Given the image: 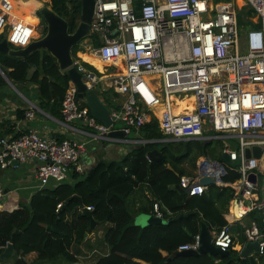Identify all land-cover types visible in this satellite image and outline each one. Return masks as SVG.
<instances>
[{"label": "built area", "instance_id": "1", "mask_svg": "<svg viewBox=\"0 0 264 264\" xmlns=\"http://www.w3.org/2000/svg\"><path fill=\"white\" fill-rule=\"evenodd\" d=\"M0 2L9 14L13 1ZM242 2L253 10L254 21L259 25L246 33L244 46L234 1L95 0L91 21V41L94 36L100 40L91 54L109 72L120 63L124 65L113 83L126 100L121 108L110 112L113 124L121 122L129 135L155 119L166 141L237 140V149L225 141L224 150L231 161L240 162L242 173L241 179L231 184L237 190L234 218L219 232L212 233L213 243L223 250H230L235 242L232 227L236 223L255 208L264 211V190L249 180L250 174L260 169L261 160L264 164V149L260 159L245 157L246 146L264 145V0ZM4 20L0 16V24ZM74 65L90 88L102 79L77 57ZM177 99L187 101L186 107L193 108L177 112ZM61 112L68 125L79 122L87 126L90 130L85 132L93 139L148 142L142 138L113 137V124L109 127L92 115L72 81ZM86 150V141L45 138L31 129L19 136L0 137V167L7 168L15 161H37L36 175L43 190L51 183L68 181L73 172L83 174L81 157ZM226 171L224 162L202 156L197 171L184 175L181 185L189 189V195H202L208 186L200 184V179L209 175L215 185L225 186ZM3 194L0 183V200ZM244 200H249L250 205ZM152 215L163 216L158 202L154 203ZM244 234L245 244L262 239L260 249L253 254L264 257V230L252 222L245 226ZM200 247L198 234L194 242L181 245L179 251H199Z\"/></svg>", "mask_w": 264, "mask_h": 264}, {"label": "trees", "instance_id": "2", "mask_svg": "<svg viewBox=\"0 0 264 264\" xmlns=\"http://www.w3.org/2000/svg\"><path fill=\"white\" fill-rule=\"evenodd\" d=\"M51 5L68 20L69 31L74 32L81 16V0H51ZM94 39L95 46L100 45L99 37ZM79 50V45L73 47L74 57L101 76L103 62L92 54H79ZM8 80L18 87L37 84L41 98L60 111L71 81L67 71H62L56 58L45 49L27 57L0 52V86L7 85ZM19 117L25 118L24 112ZM138 136L148 142L135 145L121 159L100 161L87 173L73 172L70 180L51 183L33 196L30 205L14 210L0 207V255L13 243L17 255L13 264H75L80 259L74 246L84 242L94 219L98 226L106 222L112 226L104 236L110 252L97 256L93 264H264L263 256H243V246L239 247L236 240L226 255L179 253L181 245L195 241L203 224L211 233L219 232L234 218L237 190L231 184L241 179L242 173L238 160L230 163L223 160V152L217 148L218 144H225L222 139L166 141L155 119L146 123ZM154 149L161 151L163 160L149 157ZM202 156L225 163L227 171L223 179L227 185L213 184L202 195H189L181 185V178L192 175L186 164L196 168ZM256 173L264 176L262 169ZM263 184L259 183L261 190ZM156 202L160 204L164 222L137 224V215H152ZM59 204L62 207L58 208ZM88 206L93 207L92 216L83 212V207ZM189 212L194 214L186 217ZM244 219L246 226L255 222L264 230L263 210L255 208ZM242 234L241 242L245 243L244 230Z\"/></svg>", "mask_w": 264, "mask_h": 264}, {"label": "crops", "instance_id": "3", "mask_svg": "<svg viewBox=\"0 0 264 264\" xmlns=\"http://www.w3.org/2000/svg\"><path fill=\"white\" fill-rule=\"evenodd\" d=\"M12 1H16L18 4L16 6L18 8L17 15L13 14L12 11L9 14L5 13L0 2V16L5 19L4 23L0 24V36H5V34H7L8 42L13 46L12 48L19 49L26 47L31 41L42 37L46 32L47 25L43 18L38 15V10H36V8H29L30 11L24 12V8L30 6V3L25 2L26 0ZM49 1L51 2V0ZM32 17H34L35 20ZM122 70H124V65L121 63L117 68H110V72L103 68V73L100 76L102 79L91 88V90L99 95L110 112L121 108L126 100L125 95L116 91L113 83L117 71ZM34 71L35 69L33 68L31 74ZM99 91H103V93L107 92L109 94L108 97L104 94L102 95ZM108 98H110V100H108ZM111 100L113 101V105L110 104L112 102ZM179 100L180 101H177L178 105L176 110L179 105H183L184 102L187 103L185 100ZM82 101L88 106L85 99H82ZM191 107L193 108V106ZM20 112H24L25 118L19 117ZM156 112L158 111L156 110ZM29 113H33V116H28ZM71 126H73V128ZM31 129L36 130L45 138L59 141L65 139L86 141L87 150L81 157L84 173L91 171L100 161L121 159L134 148V145H137L133 142H118L116 140L106 142L100 139H93L85 132L90 129L84 124L78 122L68 125L62 117V112L59 109H52L50 104H47V102L41 98L40 88L37 84L28 83L22 87H18L14 84L11 85L8 81L7 85L0 86V137L19 135ZM112 131H124L123 124L121 122H115ZM112 136L115 138H139L137 132H131L126 136ZM229 144L234 146L232 149H237V140L230 139ZM37 165V161H28L19 163L18 165H11L7 168L0 167V183H2L3 186V196L5 195V190H8V198L3 205H0L1 208L14 210L21 205H30L33 196L41 191L40 181L36 175ZM260 166V169H264L262 160L260 161ZM259 182L260 177L258 176V184ZM244 202L246 205H250L249 200H244ZM233 208L235 209V205ZM149 215L150 214H140L135 220L137 223L144 224L146 217ZM111 226L112 224L109 222L99 226L97 225V228L88 233L82 244L74 246V250L79 253L78 257L80 263L93 264L97 256H103L110 252V246L105 242L104 236ZM245 226L246 221L243 218L232 227L235 240L238 239L237 236L242 229H245ZM12 256H15V262L17 258L16 253L14 252L10 258ZM2 259H0V261Z\"/></svg>", "mask_w": 264, "mask_h": 264}, {"label": "water", "instance_id": "4", "mask_svg": "<svg viewBox=\"0 0 264 264\" xmlns=\"http://www.w3.org/2000/svg\"><path fill=\"white\" fill-rule=\"evenodd\" d=\"M82 9L81 16L79 20V24L76 27L74 32L69 31V22L66 18L58 14L52 7V5L44 4L43 7L38 9V14H40L43 20L46 22L47 28L45 34L29 43L26 47L15 49L12 48L8 42L7 34H5L4 39L0 41V52L8 54L13 57H27L35 51L40 49H45L49 51L57 60L60 69L62 71H67L68 76L71 81L75 83L78 88V94L81 99H85L87 101L88 106L90 107L91 113L97 119L102 121L107 126H112L113 120L110 116V110L107 106L102 102L99 95L91 90L89 85L83 79V73H81L78 68L74 65L75 57L73 55V47L75 45H79L86 38L91 37V21L95 11V0H81ZM11 85L13 83L8 80ZM111 135H121L126 136L127 134L124 131H112ZM200 140V139H193ZM209 142L210 140H205ZM264 149V145L255 144L248 145L245 147V157L247 159L257 158L260 159L262 157V152ZM149 157L152 160H163L164 156L159 149H154L149 152ZM223 160L227 163L231 162L230 155L228 152L223 153ZM19 162L15 161L13 165H18ZM249 180L253 184L258 183V175L253 172L249 176ZM200 184L203 185H213L215 180L213 177L207 175L203 176L200 181ZM189 192V189L186 190ZM8 190H5V195L0 200V205H3L7 200ZM75 197H79L77 194ZM66 207V203L62 208ZM83 212L89 216H92L91 209L88 207H83ZM196 215H200V212H194ZM194 213H186L185 216L188 217ZM182 217V215L180 216ZM146 222L148 223H162L164 220L161 217H157L155 215H149L146 217ZM98 223L92 219L91 221V231L97 227ZM88 233L86 234L87 237ZM201 247L199 251L195 250H183L179 251L180 254H192L197 255L200 253H210L212 255H226L230 253V250H223L221 247L216 246L213 243L214 235L208 230L206 224L202 225L201 229ZM262 240V239H261ZM258 241H250L245 244L242 250L243 256H248L253 254L255 251L260 249ZM15 252V247L13 243H10L5 251L0 255V259L4 257H10ZM75 264H82L77 262Z\"/></svg>", "mask_w": 264, "mask_h": 264}, {"label": "rangeland", "instance_id": "5", "mask_svg": "<svg viewBox=\"0 0 264 264\" xmlns=\"http://www.w3.org/2000/svg\"><path fill=\"white\" fill-rule=\"evenodd\" d=\"M40 1V4L36 7V10L40 9L41 7H43L44 4H48V5H51L50 1H43V0H39ZM214 2H223V1H234L235 4L237 5V10H238V22H239V27H240V33H241V43L242 45L244 46V39H245V35L246 33L250 30V29H253V28H256L257 27V24L255 23L254 21V15L252 14V12L250 11V9L245 6L242 2V0H213ZM17 2L16 1H13V8H12V11H16V12H12L13 14L17 15L18 11H17ZM30 7H26L24 8V12H28L30 11L29 9ZM38 12V11H37ZM34 20L35 18L32 17ZM79 47H80V50L78 51L80 54L81 53H88V54H91V49L93 47H95V43L94 41H91V38H86L83 42H81L79 44ZM80 51H83V52H80ZM177 101H180L179 99H177ZM177 107V106H176ZM175 107V108H176ZM192 107L189 105L186 107V103L184 102L183 105H179L178 108H177V112H183L185 110H191ZM222 141L225 143V141L229 142L230 143V140H224L222 139ZM219 143V142H218ZM215 145L217 144V142L214 143ZM135 147V145L133 146ZM234 147L232 146L231 144V148ZM217 148L218 149H221L222 152L224 153V150H225V144L223 145H217ZM235 149V148H234ZM200 160V159H199ZM199 160L197 161V164L198 165V162ZM188 166V168L190 169V171L192 172V174H194L198 167L196 168H193L190 163L186 164ZM262 181H264V176H260V182L259 183H262ZM140 215V214H139ZM142 215H145V214H142ZM138 216V215H137ZM139 224V223H137ZM241 230V229H240ZM242 232H243V229L240 231V234L237 236V240L236 242H238V246L242 247L244 246L245 243H242L241 242V237H242ZM15 260V256H12L11 258H4L0 261V264H12Z\"/></svg>", "mask_w": 264, "mask_h": 264}, {"label": "bare ground", "instance_id": "6", "mask_svg": "<svg viewBox=\"0 0 264 264\" xmlns=\"http://www.w3.org/2000/svg\"><path fill=\"white\" fill-rule=\"evenodd\" d=\"M43 1H48V0H43ZM26 3H30V8L31 9H35L39 4H40V1L39 0H26L25 1ZM93 55V54H92ZM94 56V55H93ZM96 57V56H94ZM97 58V57H96ZM99 59V58H98Z\"/></svg>", "mask_w": 264, "mask_h": 264}]
</instances>
